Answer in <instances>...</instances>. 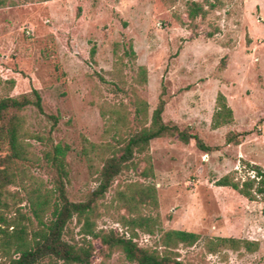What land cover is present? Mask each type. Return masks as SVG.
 Returning <instances> with one entry per match:
<instances>
[{
    "label": "rangeland",
    "instance_id": "rangeland-1",
    "mask_svg": "<svg viewBox=\"0 0 264 264\" xmlns=\"http://www.w3.org/2000/svg\"><path fill=\"white\" fill-rule=\"evenodd\" d=\"M189 1L7 0L0 7V95L39 92L43 112L28 105L27 125L34 132L53 125V141L69 145L66 191L73 201L84 200L96 186L80 154L82 138L95 143L111 138L101 110L106 117L113 109L123 111L127 129H134L133 93L146 99L148 118L162 95L163 121L189 127L214 148L204 152L193 139L185 144L176 137L150 141L154 176L147 181L156 187L162 230L201 236L193 246L177 249L183 264H264V202L215 184L233 169L243 177L241 160L264 166V0H220L193 22L187 18ZM129 44L134 58L123 55ZM140 65L147 72L142 86L135 81ZM218 92L234 119L212 129ZM228 131L244 133L239 144L225 143ZM30 142L39 154L43 146ZM37 174L48 178L41 169ZM134 180L139 177L129 171L113 181L100 201L106 206H99V227L121 231L109 201ZM69 230L79 237L75 220ZM215 236L256 240L258 248L208 253L204 239ZM157 238L138 231L136 240L150 247ZM92 243L89 264H136L118 251L106 256L97 239Z\"/></svg>",
    "mask_w": 264,
    "mask_h": 264
},
{
    "label": "trees",
    "instance_id": "trees-1",
    "mask_svg": "<svg viewBox=\"0 0 264 264\" xmlns=\"http://www.w3.org/2000/svg\"><path fill=\"white\" fill-rule=\"evenodd\" d=\"M219 2L191 0L187 2V18L191 22L198 16L203 18ZM6 4L7 0H0V7ZM94 52L92 48L91 57ZM113 52L118 61L121 56L117 55L116 49ZM123 55L134 58L131 44ZM135 81L140 86L146 84L145 66H138ZM7 83L10 88L14 85L13 80ZM165 104L166 100L160 95L148 118L146 99L134 92L133 118L138 126L131 130L126 126V113L113 109L106 117L101 110L105 117V131L111 134V138L100 143L82 138L80 154L95 175L96 186L84 200L73 201L66 191L69 145L53 141V125L43 132H34L27 125L23 111L28 105L43 112L39 92L32 89L19 97L0 95V264H89L94 253V239L105 247L106 256L118 251L131 263L183 264L177 249L179 246H193L201 236L181 229L162 230L156 187L147 181L154 176L149 143L154 138L176 137L185 144L193 139L204 152L214 148L206 145L189 127L181 129L176 124L164 122ZM49 117L56 121L54 116ZM233 119L225 95L218 92L210 127L225 126ZM243 134L228 131L224 141L239 144ZM30 140L43 146L39 154L34 151ZM141 162L142 167L139 166ZM240 167L243 177H238L239 170L233 169L215 184L230 187L249 201L264 202V166L241 160ZM39 169L45 172L47 179L37 174ZM129 171L134 172L139 180L125 183L109 201L110 205L113 204L114 219L120 224L121 231L99 227V206H106L100 201L116 177ZM73 220L78 226V238L69 230ZM138 231L158 235L154 245L140 246L136 240ZM204 247L213 254L223 250L251 253L257 250L258 241L215 236L206 237Z\"/></svg>",
    "mask_w": 264,
    "mask_h": 264
}]
</instances>
